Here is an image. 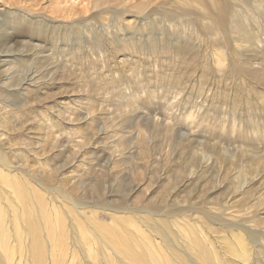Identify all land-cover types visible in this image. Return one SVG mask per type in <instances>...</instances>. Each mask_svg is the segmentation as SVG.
<instances>
[{"label":"bare ground","instance_id":"bare-ground-1","mask_svg":"<svg viewBox=\"0 0 264 264\" xmlns=\"http://www.w3.org/2000/svg\"><path fill=\"white\" fill-rule=\"evenodd\" d=\"M29 1L42 9L21 6ZM107 17L115 23H96ZM27 49L37 69L29 75L20 67ZM263 61L264 0H0V264H264V81L256 83ZM77 64L121 69L84 81L121 102L123 129L104 173L80 152L86 134L57 122L81 118H72L70 102L57 105L58 117H29L31 98ZM167 64L176 69L165 73ZM180 64L189 67L178 71ZM213 71L235 73L239 91L203 95ZM159 85L170 94L158 95ZM218 105L230 106L231 117L218 119ZM78 111L93 130L92 108ZM29 120L41 132L34 137ZM132 123L133 132L124 129ZM231 136L246 139L244 159L223 147ZM256 141L262 154L250 145ZM161 145L163 168L154 165ZM123 162L135 167L122 171ZM74 166L85 167L83 177L94 172L88 189L83 177L69 182ZM140 168L148 170L143 184Z\"/></svg>","mask_w":264,"mask_h":264},{"label":"rangeland","instance_id":"rangeland-1","mask_svg":"<svg viewBox=\"0 0 264 264\" xmlns=\"http://www.w3.org/2000/svg\"><path fill=\"white\" fill-rule=\"evenodd\" d=\"M41 4V3H43V1L41 2H38V4ZM112 3V2H111ZM114 3V2H113ZM21 6H25L26 8H32V7H34L35 6V3H33V2H27V3H23L22 2V4H21ZM41 7H43V6H40L39 7V5H36V8H32L31 10H33V11H37V10H41L42 8ZM104 7H108V5H105ZM161 16H164L165 18H166V20H168L169 19V16H165V15H161ZM98 21L96 22L98 25H101V24H105V23H109V24H111V23H115V21L114 20H111V18H109V17H107L106 19H104V18H100V19H97ZM159 21V20H158ZM165 22V21H164ZM154 23V22H153ZM166 23V22H165ZM154 27L156 28V26H155V23H154ZM141 28V27H140ZM103 28H101V27H99V30L101 31ZM73 36V35H72ZM258 36H259V34H258ZM200 50V55H202V58H205L206 60H208V59H210L211 58V55H210V53L212 52L210 49H206V48H204V49H199ZM207 50V51H206ZM207 52V53H206ZM31 53H34V51L33 50H31V52H30V50L29 49H27V51L25 52V54L27 55L25 58L27 59V61H26V65H27V67L26 66H20L21 67V70H22V72L24 73V72H26V75H29V74H31L34 70L35 71H37V69L35 68V63L34 62H32V60H31ZM204 53H205V55H204ZM29 54V55H28ZM207 54H208V56H207ZM12 55H14L13 53H12ZM30 56V57H29ZM77 56H78V58H77V60L78 59H80V58H84L85 57V55H83L82 54V52L81 53H78L77 54ZM206 56V57H205ZM208 58V59H207ZM204 59V60H205ZM260 59V58H259ZM264 62V61H263ZM31 64V65H30ZM75 64V63H74ZM264 64V63H263ZM25 65V64H24ZM181 65L182 64H180L179 65V67H178V71L179 70H181V71H186L185 69H184V67H186L187 65L186 64H183L182 66H183V68L181 67ZM186 65V66H185ZM255 65V64H254ZM260 65V64H259ZM175 66V65H174ZM172 67V65H165V67H162V70L164 71V68H166V70L164 71L165 73L166 72H171V71H173V68H175L176 69V67ZM256 66H258V63H256ZM18 67V66H17ZM25 67V70L23 69ZM87 67V66H86ZM86 67H84V66H82V65H79V64H77V65H75V67H74V65H73V67L71 68L72 70H71V74H68L67 72L65 73L66 74V78H62V79H56L55 80V82H54V84L53 85H51V86H49L48 87V89H42L41 91H46L45 93H42V94H40V95H38L36 98H31V99H33L31 102L33 103H31V105H32V110H34L33 112H35V113H33L32 111H31V113L32 114H30L29 115V117H34L37 113H41V112H43V113H47V115L48 114H50V115H55V116H59V114H58V110L57 109H59V106H57L59 103H61V102H70V106H72L71 107V110H72V112H75V113H73V116H72V118H74L75 116H76V118H78L79 116L81 117L80 119H79V121H77L78 119H75V120H73V122L70 120L69 121V117H67V119H65V120H67V123H65L66 121H64L63 122V120H64V117L62 118V116L60 115V120L58 119V118H56V119H58V121L57 122H59V123H62V125H63V127H66V128H64V130H70L71 128V126L72 127H74L75 126V124H76V128H79V131H80V133L81 134H86V135H84L85 137H88V139H89V143H88V145L87 146H85V147H83L82 148V150H80V152L81 153H86L87 154V156H85L86 158H90V156L92 155L93 157H94V160L95 161H93L94 163H92V162H90V164L91 165H93V168L96 170V172H99V171H102L103 173H104V159H106V157L105 156H107V157H114V155H115V153L114 154H112V150L110 149L111 147H113L114 145H115V143H117V135L118 134H120L121 133V129H123V125H120V124H118V121L120 120V119H118L117 118V115H118V109H119V106H120V100L116 97V96H114V93H110V91L109 90H106V92L104 91V90H100V89H98V87H97V85H98V83L94 86L93 84H91V82H87L86 84H84V81H89L90 80V78L91 77H95V76H91L92 74H91V72L93 71V69H88V68H86ZM123 67V69L124 70H128L129 68L128 67H130V65H126V66H122ZM126 67V68H125ZM181 67V68H180ZM187 67H189V65L187 66ZM260 68H261V66H259ZM258 67V68H259ZM96 69H95V71L94 72H98V71H100V72H105V74L106 75H112V73L113 72H115L114 73V76H116V75H118L119 74V72L121 71V69L119 68V66H108V67H104V68H100V67H95ZM195 68V69H194ZM200 67H198V66H195V67H193V73L195 74V75H198V74H200L199 73V71H200V69H199ZM33 69V70H32ZM118 69V70H117ZM169 69V70H168ZM174 69V70H175ZM184 69V70H183ZM24 70V71H23ZM29 70V71H28ZM120 70V71H119ZM171 70V71H170ZM262 70L264 71V66L262 67ZM119 71V72H118ZM21 72V73H22ZM94 72H92V73H94ZM108 72V73H107ZM214 72V73H213ZM213 72H211V74L209 75V76H206L207 77V79L208 78H211V80L210 79H208V80H206V83H204V87L206 88H204V94L203 95H208V94H210V96L209 97H211V95L213 94H215L216 92H218V90L219 91H226L227 93H231V92H237V91H235V90H237L238 89V91H239V88L241 87V86H239V84L238 85H236L237 83H241L240 81H239V78L235 75V73H234V75H232V76H230V75H228V74H225V76H226V78L224 77V79H223V76L221 75V73L222 72H219V71H213ZM216 72V73H215ZM83 73V74H82ZM161 74H162V72H160ZM196 73H198V74H196ZM214 75V76H213ZM220 75H221V77H220ZM81 76V77H80ZM217 76V77H216ZM227 76H228V78L230 79V80H228V78H227ZM88 78H89V80H88ZM220 78H222V79H220ZM97 79V78H96ZM193 79H196V77H193ZM214 79H216V80H214ZM232 79V80H231ZM99 80V79H98ZM185 80V79H184ZM213 80V81H212ZM218 80L220 81V82H218ZM223 80V81H222ZM227 80V81H226ZM233 80H234V82H233ZM258 81L256 82V83H263V78H262V80L259 78V79H257ZM153 81H155V80H153ZM207 81H208V83H207ZM217 81V82H216ZM221 81H222V83H221ZM225 81V82H224ZM230 81H231V83H230ZM256 81V80H255ZM184 82V81H183ZM216 82V83H215ZM89 83V84H88ZM109 83V87L111 86V84H110V82H108ZM119 83H122V80H120L119 81ZM218 83V84H217ZM223 83H225V84H223ZM256 83H254L253 84V86H255L256 85ZM185 84H187V83H185ZM185 84H182V85H185ZM206 84V85H205ZM213 84V85H212ZM233 84H235L234 86H233ZM181 85V86H182ZM127 86V85H126ZM163 85H159L158 87H156V91H157V93H159L158 95H161V96H166L167 94L169 95L170 93L168 92V91H166L167 90V87H165V86H163V88L164 89H162L161 87H162ZM202 86V87H203ZM219 86V87H218ZM226 86V87H225ZM184 87V86H183ZM208 87V88H207ZM231 89H230V88ZM234 87H235V89H234ZM238 87V88H237ZM47 88V87H46ZM103 88H107V85H104L103 86ZM160 89V90H158V89ZM165 88H166V90H165ZM186 90H188V89H190V86H189V84L188 85H185V87H184ZM215 88V89H214ZM219 88V89H218ZM221 88H223V89H221ZM226 88H228L227 90H225ZM97 89V90H96ZM184 89V90H185ZM208 89H209V91H208ZM242 89V88H241ZM240 89V90H241ZM72 90V92H69V91H71ZM163 90V91H162ZM165 90V91H164ZM185 90V91H186ZM215 90H216V92H215ZM230 90V91H229ZM234 90V91H233ZM243 91H245V90H243ZM242 91V92H243ZM69 92V93H68ZM161 92H163V93H167L166 95L165 94H163V93H161ZM211 92V93H210ZM215 92V93H214ZM251 92V91H250ZM47 93V94H46ZM184 93H186V92H184ZM44 94V95H43ZM217 94V93H216ZM242 94H247V91H245V92H243ZM43 95V96H42ZM91 95V97L92 98H89V96ZM245 96V95H244ZM246 97V96H245ZM156 98H158L159 99V97H156ZM155 98V99H156ZM118 99V100H117ZM192 99H194V96H193V98ZM225 102H228L229 100H231L230 98H226L225 97ZM159 100H161V99H159ZM228 100V101H227ZM99 101V102H98ZM199 101V100H198ZM222 102V101H221ZM220 102V103H221ZM35 104V105H34ZM93 104V105H92ZM78 105V106H77ZM90 107V109L92 108V110H93V113H95V115H96V117L94 116V118H93V120H92V126H93V130H90L91 128H88L86 125H85V123L84 124H82V122H84V120L82 121V119H84L83 117L85 116V114L84 115H81L82 113H80L78 110H79V108H82V107ZM219 107H217V115H218V119L219 118H221L222 116H226L227 118H230L231 117V113H230V106H226V105H218ZM224 107H225V109H224ZM175 113H178V111H179V108H176V107H173V108H171ZM95 110V111H94ZM229 110V111H228ZM45 111V112H44ZM53 111V112H52ZM226 111V112H225ZM228 111V112H227ZM237 111V110H236ZM241 111V110H240ZM245 112L246 111H244V113H243V111H242V114H241V118H240V120L241 119H243L244 120V116L243 115H245ZM108 113H109V115H108ZM79 114V115H78ZM114 114V115H113ZM220 115H222V116H220ZM240 115V114H239ZM49 116V115H48ZM65 116H67V114H65ZM157 116H161V115H157ZM243 116V117H242ZM51 117V116H50ZM109 118V119H108ZM94 119H96L95 121H94ZM85 120H87V121H85L86 123L88 122V120H89V118L87 119L86 117H85ZM70 122V124H69V122ZM75 121V122H74ZM80 121H82V122H80ZM96 122V123H94V122ZM242 121V120H241ZM77 122V123H76ZM106 123V122H108V125H110V127H108V128H106L105 126H104V123ZM31 123V124H30ZM79 123V124H78ZM80 123H81V125H80ZM29 126H28V129L29 128H32V130L31 129H29V130H27V132H29L30 134L29 135H32L33 137H34V134L33 133H35V132H39L37 129H35V128H33L32 127V121L31 120H29ZM79 125V127H77ZM84 125V126H83ZM245 125V124H244ZM34 126V125H33ZM81 127H84V129L82 128L81 129ZM125 127H126V124H125ZM124 127V129H128V130H130L131 132H133L134 130H135V126H134V123H132L131 124V127L129 128H125ZM85 128H86V130H85ZM82 131H81V130ZM35 130V131H34ZM71 131H75V129H72ZM83 131H87L86 133L85 132H83ZM94 131V132H93ZM83 132V133H82ZM110 132V133H109ZM39 133H41V132H39ZM89 133V134H88ZM94 133V134H93ZM28 134V133H27ZM93 134V135H92ZM127 134V133H126ZM66 135V134H65ZM64 135V136H65ZM96 135V136H95ZM128 135V134H127ZM63 136V138H65V137H71V138H73V136H71V135H66L65 137ZM103 137V138H102ZM234 137V138H233ZM233 138V139H232ZM236 136H231V138H229V143H228V141L226 140V142L225 143H222L224 146L223 147H225V145H227L226 146V149H228V150H232V151H229V152H235V151H237V152H239V153H237V152H235L236 154V156L238 155V154H241L242 153V157L243 156H245V152H243L244 151V146H245V144H246V142H244V140H246L245 138H241V137H239V139L241 140V141H239V139L238 140H236ZM66 140V139H65ZM68 140V139H67ZM67 140H66V143L65 144H63L64 146H67L66 144L68 143V144H70V140L67 142ZM235 140L236 142H233V141ZM233 143H232V142ZM241 142V143H240ZM242 142H243V144H242ZM231 144V145H230ZM241 144V145H240ZM234 145V146H233ZM244 145V146H243ZM251 145V147H254V148H256V150L259 152V154H262L263 152H262V149H259V147L260 148H263V143H261L260 144V142H258V144H257V141H256V143L254 144V145H252V143L250 144ZM34 146H36V148H37V145L36 144H34L33 145V147ZM240 146V147H239ZM243 148H242V147ZM256 146H258V148L256 147ZM94 147H95V149H94ZM239 147V148H238ZM114 148V147H113ZM166 146H164V145H161V146H158V148L156 149V150H154L157 154H156V156H157V159H156V162L154 163V165L155 166H158V167H164V165H162L163 163L165 164L166 162L164 161V159H162V156L165 154V152L167 151L166 150ZM238 148V149H237ZM38 149V148H37ZM165 149V150H164ZM243 151H242V150ZM92 150H95L94 151V153H91V152H93ZM171 150V149H170ZM170 150H168V152H170ZM54 151V150H53ZM154 151H153V153H154ZM162 151V152H161ZM56 151H54V153H55ZM241 152V153H240ZM51 153V152H50ZM53 153V152H52ZM53 153V154H54ZM66 154V153H65ZM89 154H91L90 156H89ZM159 154V155H158ZM240 155H238L237 157H239ZM63 159V158H62ZM62 159H61V161L60 162H62ZM80 159H81V157H80V155L79 156H77L73 161H72V163L71 164H69V166H73V165H77L78 163H79V161H80ZM98 159V160H97ZM162 159V160H161ZM240 159L241 158H238V160H237V162H235V164H233V165H231V166H233V167H227L228 169V171L226 172V175L228 176V174L227 173H231L232 171V169L235 167L236 168V165H237V163H239V161H240ZM242 159H244V157L242 158ZM87 160V159H86ZM160 161H162V162H160ZM164 161V162H163ZM53 161H51L50 163L51 164H53L52 163ZM89 162V161H88ZM88 162H85V165L87 166L88 165ZM210 162V161H209ZM226 163H229V162H226ZM229 165V164H228ZM227 165V166H228ZM135 166H134V163H131V162H123V163H121L120 164V166H119V169L120 170H127V169H132V168H134ZM85 169V167L84 166H82V169L81 170H79V171H77V169H75V166H74V169L72 170L73 172H72V174L75 176L74 178H71L70 179V181L69 182H77L78 180H79V177L80 178H82L83 177V175H81L80 176V174H81V172ZM68 170H71V167L68 169L67 167H66V169L64 170V171H68ZM148 172V170L147 169H143V168H140V169H138V173L136 174V182L137 183H140V184H143L144 182H145V180H146V174H147V172ZM100 173V172H99ZM224 173V172H223ZM233 173V172H232ZM231 173V174H232ZM71 174V173H70ZM230 174V175H231ZM93 177H94V172L93 173H91V174H89V175H85L83 178H82V180L83 181H81L82 182V188H84L85 186H86V188L88 189V182H93L94 180H93ZM89 178V179H88ZM138 178V179H137ZM91 179L93 180V181H91ZM84 182V183H83ZM86 183V184H85ZM85 191H87L86 189H85ZM88 192V191H87ZM182 193V192H181ZM113 195V194H112ZM114 197V198H113ZM110 199L113 201V202H117V199H116V197L115 196H112V197H110Z\"/></svg>","mask_w":264,"mask_h":264}]
</instances>
